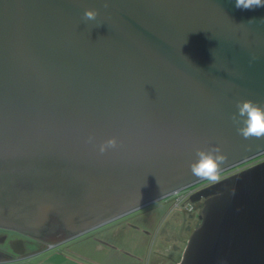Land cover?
Segmentation results:
<instances>
[{
    "label": "water",
    "instance_id": "1",
    "mask_svg": "<svg viewBox=\"0 0 264 264\" xmlns=\"http://www.w3.org/2000/svg\"><path fill=\"white\" fill-rule=\"evenodd\" d=\"M262 19L235 0H0V229L79 219L66 242L206 181L197 149L222 148L219 175L264 155L232 121L264 105ZM202 200L177 264H264V160Z\"/></svg>",
    "mask_w": 264,
    "mask_h": 264
},
{
    "label": "rangeland",
    "instance_id": "2",
    "mask_svg": "<svg viewBox=\"0 0 264 264\" xmlns=\"http://www.w3.org/2000/svg\"><path fill=\"white\" fill-rule=\"evenodd\" d=\"M263 160L264 155L259 156L218 177L231 175ZM172 200H161L125 219L59 243L46 251L45 256L52 255L50 260L55 264H67L68 260H73L69 264H176L181 260L189 237L200 224L202 207L192 203L196 210L190 213L174 208ZM0 233L16 237L1 229Z\"/></svg>",
    "mask_w": 264,
    "mask_h": 264
},
{
    "label": "clouds",
    "instance_id": "3",
    "mask_svg": "<svg viewBox=\"0 0 264 264\" xmlns=\"http://www.w3.org/2000/svg\"><path fill=\"white\" fill-rule=\"evenodd\" d=\"M104 7L107 8L108 4L105 3ZM235 7L240 10L254 11L264 8V0H235ZM98 15L97 10L88 9L85 10L83 19L85 22L95 21ZM236 109L237 111L233 114L232 121L236 126L237 133L244 139L264 138V105L253 100H242L236 103ZM106 146L114 147L115 141H107ZM103 150L104 146L101 148V151ZM195 155V161L190 164L192 175L198 179L217 181L223 165L227 162V156L222 148L215 146L197 149Z\"/></svg>",
    "mask_w": 264,
    "mask_h": 264
},
{
    "label": "flooded vegetation",
    "instance_id": "4",
    "mask_svg": "<svg viewBox=\"0 0 264 264\" xmlns=\"http://www.w3.org/2000/svg\"><path fill=\"white\" fill-rule=\"evenodd\" d=\"M226 176H228V175H226ZM226 176H224V177H226ZM224 177H218L217 181L223 179ZM207 181L208 180H206V182ZM217 181H215V182H217ZM206 182H203L198 188H196L194 193H196V192L204 189L205 187H208L209 185L215 183L214 181H208L207 183ZM202 202H203V200L198 202V204L202 205ZM121 219H125V218H121ZM72 225H74V226L68 227L66 222L59 220L58 218L55 217V218H50V220H48L45 223V227L42 226V227H39L37 229L31 228L29 230H22L21 232L4 230V229H1V230L12 232V233L16 234V237H17L16 240L36 241V242H40V243H45V245L47 246L48 243L59 244L61 242H64L65 240H67L69 238V235L71 233H73L74 230L81 227L82 224H81V222H79V219L76 218L74 220V224H72ZM6 239L7 238H6L5 234L0 236V242L6 241ZM45 250L48 251L49 249L46 248ZM12 259L13 258L10 257V260H12Z\"/></svg>",
    "mask_w": 264,
    "mask_h": 264
},
{
    "label": "crops",
    "instance_id": "5",
    "mask_svg": "<svg viewBox=\"0 0 264 264\" xmlns=\"http://www.w3.org/2000/svg\"><path fill=\"white\" fill-rule=\"evenodd\" d=\"M4 234L7 239L6 241L0 242V251L2 252L0 264H55L50 260L53 258L52 255L45 256V243L30 240H16L17 237L10 236L7 233H0V236ZM10 257L13 259L10 260ZM72 261L68 260L66 263L69 264Z\"/></svg>",
    "mask_w": 264,
    "mask_h": 264
},
{
    "label": "built area",
    "instance_id": "6",
    "mask_svg": "<svg viewBox=\"0 0 264 264\" xmlns=\"http://www.w3.org/2000/svg\"><path fill=\"white\" fill-rule=\"evenodd\" d=\"M195 186V185H194ZM194 186L188 187L186 189H183L179 192H176L175 194H173L172 196H169L165 199L172 200V204L174 208L177 209H183L186 210L190 213H193L196 209L194 204L191 203L190 198L191 195L195 192L196 189H193ZM58 244H53V243H48L46 248L47 249H53L57 246Z\"/></svg>",
    "mask_w": 264,
    "mask_h": 264
},
{
    "label": "trees",
    "instance_id": "7",
    "mask_svg": "<svg viewBox=\"0 0 264 264\" xmlns=\"http://www.w3.org/2000/svg\"><path fill=\"white\" fill-rule=\"evenodd\" d=\"M177 263H178V261H177ZM177 263H176V264H177Z\"/></svg>",
    "mask_w": 264,
    "mask_h": 264
}]
</instances>
